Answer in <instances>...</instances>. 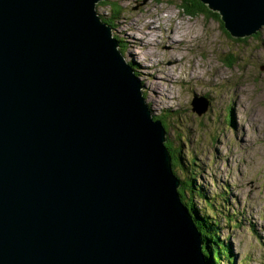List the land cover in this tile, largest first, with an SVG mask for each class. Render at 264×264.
<instances>
[{
	"label": "water",
	"instance_id": "obj_1",
	"mask_svg": "<svg viewBox=\"0 0 264 264\" xmlns=\"http://www.w3.org/2000/svg\"><path fill=\"white\" fill-rule=\"evenodd\" d=\"M101 1L0 0V264H206ZM201 1L232 37L264 25V0Z\"/></svg>",
	"mask_w": 264,
	"mask_h": 264
},
{
	"label": "rangeland",
	"instance_id": "obj_2",
	"mask_svg": "<svg viewBox=\"0 0 264 264\" xmlns=\"http://www.w3.org/2000/svg\"><path fill=\"white\" fill-rule=\"evenodd\" d=\"M183 1L104 0L97 12L113 24L153 120L167 132L181 201L194 207L186 208L203 246L193 217L217 223L231 255L219 264H264V25L235 38L218 12L192 17ZM194 99L204 111H194Z\"/></svg>",
	"mask_w": 264,
	"mask_h": 264
},
{
	"label": "trees",
	"instance_id": "obj_3",
	"mask_svg": "<svg viewBox=\"0 0 264 264\" xmlns=\"http://www.w3.org/2000/svg\"><path fill=\"white\" fill-rule=\"evenodd\" d=\"M182 8L186 14H188L192 17L198 16V15H206V14L211 13V11H209L208 7L206 5H204L201 0H184ZM118 9H119V7L116 4H114V11L117 12ZM213 16L215 19H218V21L222 25V27L225 28V25L221 19L220 14L213 13ZM104 21L107 22L109 25H113L110 20H104ZM239 41H246V39L245 40L239 39ZM120 49H121L122 54H124V49H122V48H120ZM166 145L169 148V150L172 154V157H173V167L176 168L178 162H180V161L178 158H176L175 154L173 153V150L170 146V143L168 142ZM178 167L181 168L180 166H178ZM184 189H185V187H182V189L180 190V194H181L182 198H184L183 197L184 192H185ZM201 195L203 196L202 193H201ZM185 205L187 208H189L190 211H192V208H194L192 205H190L188 203H185ZM194 220H195L197 227H199V230L203 233V235L205 237V244L203 246V252L205 254V259L207 261V264H217V263L219 264L220 261L222 260V258L229 259V257L231 256L230 251L224 245V243L219 240V238L217 236V234H218L217 229H216L217 223L216 222H215V224L207 223L209 220V219H207V217H205V220H202V222L200 224L197 221L198 218H196V219L194 218ZM210 229H212V232H210Z\"/></svg>",
	"mask_w": 264,
	"mask_h": 264
},
{
	"label": "bare ground",
	"instance_id": "obj_4",
	"mask_svg": "<svg viewBox=\"0 0 264 264\" xmlns=\"http://www.w3.org/2000/svg\"><path fill=\"white\" fill-rule=\"evenodd\" d=\"M150 24V26L152 25L151 24V22H148V24L147 25H149ZM139 26V25H138ZM143 30V29H142ZM245 38V37H244ZM140 82V81H139ZM145 98V97H144ZM186 207V206H185ZM194 219V218H193ZM200 233V232H199ZM203 250V249H202Z\"/></svg>",
	"mask_w": 264,
	"mask_h": 264
}]
</instances>
